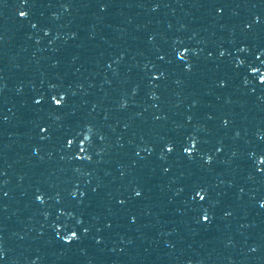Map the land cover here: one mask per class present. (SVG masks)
Returning a JSON list of instances; mask_svg holds the SVG:
<instances>
[{
    "label": "clouds",
    "instance_id": "clouds-1",
    "mask_svg": "<svg viewBox=\"0 0 264 264\" xmlns=\"http://www.w3.org/2000/svg\"><path fill=\"white\" fill-rule=\"evenodd\" d=\"M21 16V15H20ZM21 17H23V16H21Z\"/></svg>",
    "mask_w": 264,
    "mask_h": 264
}]
</instances>
